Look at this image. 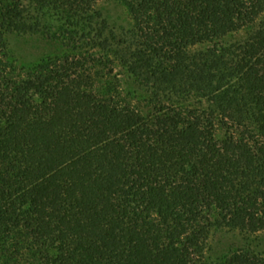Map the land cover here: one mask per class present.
<instances>
[{"label":"trees","instance_id":"obj_1","mask_svg":"<svg viewBox=\"0 0 264 264\" xmlns=\"http://www.w3.org/2000/svg\"><path fill=\"white\" fill-rule=\"evenodd\" d=\"M100 1L0 0V264H264V0Z\"/></svg>","mask_w":264,"mask_h":264},{"label":"rangeland","instance_id":"obj_2","mask_svg":"<svg viewBox=\"0 0 264 264\" xmlns=\"http://www.w3.org/2000/svg\"><path fill=\"white\" fill-rule=\"evenodd\" d=\"M98 8L102 10L103 14L113 27L123 28L129 26L130 18L124 6L115 3L113 0H102L100 1ZM18 47L20 51H23L29 59L31 58V60L40 57L44 49L42 43H39L36 38H33L29 43L21 41V43L18 44ZM117 73H119L121 77L123 76L121 68H117Z\"/></svg>","mask_w":264,"mask_h":264}]
</instances>
